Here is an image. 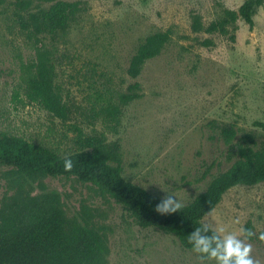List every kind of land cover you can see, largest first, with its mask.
Instances as JSON below:
<instances>
[{
	"label": "rangeland",
	"instance_id": "374dc122",
	"mask_svg": "<svg viewBox=\"0 0 264 264\" xmlns=\"http://www.w3.org/2000/svg\"><path fill=\"white\" fill-rule=\"evenodd\" d=\"M24 1L29 5L21 9L18 0H0V133L61 157L82 150L77 128L81 136L104 133L120 145L125 180L159 199L163 190L174 192L183 205L236 160L220 137L222 127L233 124L237 137L254 136V150L264 147V4L251 28L238 18L221 35L204 28L245 0H61L79 2L80 10L66 29L48 34L19 17L29 22L51 3ZM194 17L202 25L197 32ZM167 30L170 40L160 54L130 78L138 46ZM42 66L52 68L54 88L70 107L65 120L26 98V82ZM135 82L141 97L121 107L114 131L95 111L116 103ZM19 194L57 195L68 220L102 235L106 264H199L173 234L139 227L114 198L76 177L24 178L0 165V215ZM237 217L243 226L252 223L254 240L247 242L264 264V183L228 189L201 222L234 231Z\"/></svg>",
	"mask_w": 264,
	"mask_h": 264
},
{
	"label": "trees",
	"instance_id": "16d2710c",
	"mask_svg": "<svg viewBox=\"0 0 264 264\" xmlns=\"http://www.w3.org/2000/svg\"><path fill=\"white\" fill-rule=\"evenodd\" d=\"M38 1L51 4L47 9L30 14L29 22L19 17L37 33L54 34L66 29L70 19L80 10L79 2ZM17 4L21 9L29 5L24 0H18ZM263 4L264 0H245L237 11L225 9L222 17L209 23L204 31L227 35L238 18L251 28L253 15ZM192 29L195 32L202 29L198 17L193 18ZM229 38L234 40V34ZM169 40V30L148 35L131 57L127 75L137 78L143 65L157 57ZM53 76L51 67H40L26 82V98L38 103L52 116L65 120L70 107L62 103L54 88ZM140 97V85L135 82L118 95L116 103L107 102L95 111V115L101 116L115 131L120 123L121 107ZM76 130L82 150L63 157L23 138L0 133V165L24 178L76 177L91 183L114 198L139 227L173 234L186 250H191L187 236L202 223V218L228 189L264 183V147L254 150L255 138L251 133L237 137L235 125L224 126L220 137L228 145L229 157L236 160L180 211L161 216L155 211L160 199L122 177L120 145L108 142L104 133L81 136L80 129ZM68 158L73 161V168L65 171L64 160ZM244 227L252 233L248 240H254L252 223L247 221ZM107 253L102 235L93 228L68 220L55 194L36 197L19 194L0 215V264H106Z\"/></svg>",
	"mask_w": 264,
	"mask_h": 264
},
{
	"label": "clouds",
	"instance_id": "9594fccd",
	"mask_svg": "<svg viewBox=\"0 0 264 264\" xmlns=\"http://www.w3.org/2000/svg\"><path fill=\"white\" fill-rule=\"evenodd\" d=\"M72 168L73 161L70 158L65 159V171ZM163 191L166 195L155 205V211L161 216L180 211L183 204L177 195ZM232 223L239 226L237 230L230 231L219 224L201 223L187 236L191 251L196 255L199 264H257L252 255V245L247 242L252 233L241 224L239 217ZM260 239H264V233L260 234Z\"/></svg>",
	"mask_w": 264,
	"mask_h": 264
}]
</instances>
